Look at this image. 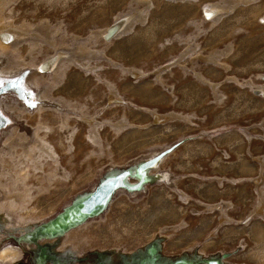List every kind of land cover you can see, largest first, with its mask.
Listing matches in <instances>:
<instances>
[{"label":"rangeland","instance_id":"rangeland-1","mask_svg":"<svg viewBox=\"0 0 264 264\" xmlns=\"http://www.w3.org/2000/svg\"><path fill=\"white\" fill-rule=\"evenodd\" d=\"M210 3L229 7L207 18ZM0 9L56 45L41 41L38 50L29 34L0 43V84L8 82L0 88V264H264V210H256L264 206V0H0ZM125 17L128 27L110 41L91 36ZM77 44L102 52L84 66L65 62L55 83L35 70ZM109 89L124 101L109 102ZM82 113L103 123L100 145L86 137ZM64 117L76 128L67 152L57 130ZM44 126L67 177L49 184L24 162L12 183L5 174L18 144H35ZM168 148L137 182L130 170ZM51 162L42 161L46 174L58 172ZM122 171L135 188H117L98 215L63 233L33 237ZM25 186L26 202L4 198L3 189ZM224 200L225 213L215 207Z\"/></svg>","mask_w":264,"mask_h":264},{"label":"bare ground","instance_id":"bare-ground-1","mask_svg":"<svg viewBox=\"0 0 264 264\" xmlns=\"http://www.w3.org/2000/svg\"><path fill=\"white\" fill-rule=\"evenodd\" d=\"M231 2L233 3V0H231ZM228 7H229L228 3H225V4H220V3H212L211 4L210 3V4L206 5L205 12H207V14H209V16H210V15H212V14L214 15V14H216L218 12L220 13L221 11L227 9ZM1 10L2 9H0V43H3V44L4 43H6V44L9 43L10 44L11 40L13 38L22 36L24 34H29L33 38H35V40H36V48L38 50H41V41H45L50 46H51V44H54L53 37L50 36V33L46 34V33L37 32V31H30V33H28L29 31L27 30V28H28L27 25H21V24L20 25H15L14 22L11 21L10 19L4 20ZM139 13H141L142 15L144 14L143 11H141ZM139 13H137L135 15L136 16H141V15H139ZM129 20H130V17L129 18L125 17L121 21L113 24L115 26H113L112 28L108 29V27H110V26H105L104 28H102L100 30H96L95 32H92L91 36L92 37L93 36H95V37L101 36V41H104V42L110 41L115 34L120 32V29L122 27H126L127 26L126 24L129 22ZM102 37H104L105 40H102L103 39ZM97 41H98V38H97ZM94 42H96L95 39L92 40V43H94ZM86 46H88V45H86ZM54 47H56L55 44H54ZM89 48H86V47H84V46H82L80 44H77L74 48H68V49H66V47H64V48L62 47L61 49L57 48L58 49L57 53H60V54L57 55V53H55L51 57L45 59L44 61L41 62V64L37 65L35 70H37V68H39L40 71H42V72H44V71L46 72L47 71L48 73H51V75L53 76V80H52L51 83H53V82L55 83L57 78H59L61 76L63 77V75L65 74V64H64L65 62L72 61V62L79 63L80 65L84 66L86 64L84 62L85 58L88 59L90 57V54H94L97 51H100V50H96L95 51V50H92V49H89ZM100 52H102V50ZM198 57L201 58V59H206L207 61L208 60L215 61V59L213 57V54H210V55H200V54H198ZM66 66H68V64ZM132 71L134 72L135 70H132ZM139 74H140L139 72H134L133 75L136 77ZM156 76L158 78L159 74L157 73ZM198 76L203 81L207 82L208 85H210L212 87H215L217 85V83H213V82L205 79L202 75L198 74ZM232 78H234V77L232 76ZM109 90L114 95L113 97H108L109 102L112 101L115 104H120V103H122L124 101V99H123V97L121 95L117 94L113 90L111 91V89H109ZM260 92L262 94H264V87L260 88ZM41 97L44 98V97H47V95L42 93ZM67 105L71 106V104H68V102H67ZM161 118H162V116L157 115V119L160 120ZM67 119H68L67 117H64V119L59 122V125L57 127L58 128L57 130L61 131V133L64 135V140H65V144H66V148H67L66 152L70 151L73 148V140L72 139L74 137L73 135H74L75 129H76L74 126H72V127L69 126V124L67 123L68 122ZM80 121L88 126V131H87V135H86L88 140L90 142H96L97 145H100L99 144L100 143V141H99L100 140V135H99L98 130H99V128L102 127L103 123L102 122H98L97 120L93 119V117H91V116H86L84 113H82L80 115ZM116 124H119V123H116ZM41 128L44 131V135L38 137L35 134V136H34V141L36 142L35 144L29 145V146L25 145L24 142H21V143L18 144L20 146L21 153L15 156L16 160L14 159L15 160L14 163H13L14 165L12 166L13 169L7 170L6 174H5V175H9V177H11V179H13L12 183H20L21 182L20 181L21 178L17 177V175L14 174V172H15L14 168H15V166L17 167L18 165H21L24 162L25 163L27 162V163H29L31 165L30 166L31 167V171L34 174L38 175V173L40 172L42 174V176L48 177V179H49L48 183L49 184H51L56 179L57 176L58 177H65L67 175V174L65 175V172L62 173L63 170L61 168L60 161L58 159V156H60V154L58 155L57 151L54 148V145H53L52 141L48 139V135H49V133L52 132V128H50L49 126L39 127V129H41ZM68 131L70 132V134H68ZM10 145L11 144L9 143L8 146L10 147ZM4 149H9V148H4ZM12 154H13V151H12ZM47 159L52 161L51 163H53L56 166V170H58V172L56 171L57 172L56 174L55 173H51V174L47 173L46 174L45 170L42 169L43 168L42 167L43 166L42 165V161L43 160H47ZM130 171L133 174H136V178L138 179L137 182H139V183H142L143 181L147 180L148 175H149V174L147 175V173L143 169H141L140 171L136 170L134 172H133V170H130ZM113 175L114 174H111V175H108V176L111 177ZM122 183H123V187L136 186L135 183L129 182L126 179V177L124 179H122ZM3 185H4V183H3ZM138 187H140V185ZM29 191H30V188L25 186L21 190L20 189H16L14 191H7L6 189L5 190L3 189L2 193H3L4 198L9 200V202H8L9 204L12 203V204H15V205H19L20 203L27 201ZM87 195L88 194L79 195L78 198L79 199L82 198V197L85 198ZM259 195H260V193H259ZM227 204L228 203H226L225 200H224V202L222 201L221 203L215 205V207L217 206V208L221 209V212L225 213L224 209L227 206ZM11 209H13V208H11ZM256 210L262 213V211L264 210L263 204L259 203ZM228 218H227V216L225 214L222 215V219L226 220ZM210 263L211 262H208V264H210Z\"/></svg>","mask_w":264,"mask_h":264},{"label":"water","instance_id":"water-1","mask_svg":"<svg viewBox=\"0 0 264 264\" xmlns=\"http://www.w3.org/2000/svg\"><path fill=\"white\" fill-rule=\"evenodd\" d=\"M208 18L207 12H203ZM213 14L209 17L211 18ZM113 24H111L109 28H112ZM117 31V30H116ZM172 150L168 148L166 150L161 151L155 156L144 160L141 164H139L138 171L141 169H146L151 167L156 163L158 159H160L164 154ZM129 172L122 171L114 174L111 177L103 178L90 192H87V196L85 198L76 197L69 205H67L61 212H59L54 218L49 220L43 225H40L34 232L33 237L38 236H52L59 233H63L69 228H72L86 219L91 218L93 216L98 215L102 209L104 208L107 200L111 196V194L120 187H123L122 179H124ZM130 188H135V186H131ZM85 194V193H84ZM191 264L184 261V259L176 260L170 264Z\"/></svg>","mask_w":264,"mask_h":264},{"label":"flooded vegetation","instance_id":"flooded-vegetation-1","mask_svg":"<svg viewBox=\"0 0 264 264\" xmlns=\"http://www.w3.org/2000/svg\"><path fill=\"white\" fill-rule=\"evenodd\" d=\"M8 84V82L7 83H5V82H3V83H1L0 84V88H3V87H5L6 85ZM8 88H10V86H8ZM16 89V88H15ZM4 91V90H3ZM19 97L20 98H22V96L19 94ZM0 119H1V123H0V128L4 125V123H5V120H6V117L3 115V114H1V112H0ZM3 124V125H2Z\"/></svg>","mask_w":264,"mask_h":264}]
</instances>
